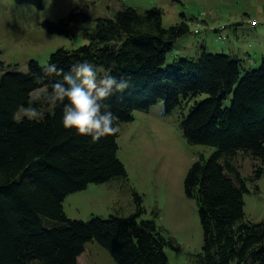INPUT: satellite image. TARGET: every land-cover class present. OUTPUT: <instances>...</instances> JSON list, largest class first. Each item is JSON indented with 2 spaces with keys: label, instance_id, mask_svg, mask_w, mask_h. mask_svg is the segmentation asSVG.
I'll return each instance as SVG.
<instances>
[{
  "label": "trees",
  "instance_id": "obj_1",
  "mask_svg": "<svg viewBox=\"0 0 264 264\" xmlns=\"http://www.w3.org/2000/svg\"><path fill=\"white\" fill-rule=\"evenodd\" d=\"M16 1L42 8V0ZM162 15L158 8L141 12L123 5L113 17L93 18L76 9L45 21L52 34L71 38L79 30L87 40L56 49L47 64L68 72L87 60L98 78L106 73L125 77L129 86L106 101L119 118L117 126L159 102L166 114L177 111L189 144L215 148L209 157L200 155L184 179L203 231L197 264H264V219L253 222L244 212L250 183L264 175V56L257 68L246 69L238 55L212 53L202 45L195 58L178 56L168 63L167 54L190 28L184 20L166 28ZM42 66L31 59L27 71L0 76V264H78L93 241L115 264H167L165 248L177 247L155 220L142 218L145 209L137 192L135 210L127 216L92 215L83 221L65 215L69 194L128 176L117 157L118 134L93 142L65 129L63 105H39L38 120L16 118L34 89L45 83L34 80ZM238 154L254 161L253 174L241 173ZM253 190L258 193L257 184Z\"/></svg>",
  "mask_w": 264,
  "mask_h": 264
},
{
  "label": "rangeland",
  "instance_id": "obj_2",
  "mask_svg": "<svg viewBox=\"0 0 264 264\" xmlns=\"http://www.w3.org/2000/svg\"><path fill=\"white\" fill-rule=\"evenodd\" d=\"M123 5L141 12L160 9L166 28L182 20L188 23L190 32L174 44L167 54L168 63L178 56L195 58L202 45L212 53L238 55L246 69L257 68L264 56V0H42V8L0 0V76L7 70L27 71L31 59L47 65L49 55L56 49L87 43L79 30L71 38L50 33L43 26L45 21H57L76 9L93 18L113 17ZM254 19L257 24L251 25L248 21ZM221 25L226 27L219 29ZM23 117L21 109L16 118ZM133 117L118 126L117 157L124 164L127 180L91 183L69 194L63 201L64 213L69 219L83 221L92 215L127 216L135 210L133 192H137L145 209L142 218L155 220L177 247L165 248L167 264H197L203 231L196 201L185 194L184 179L200 155L209 157L215 148L189 144L181 131L178 112L166 114L164 102L146 112L136 110ZM235 160L243 175L253 174L254 161L250 157L238 154ZM255 184L258 193L253 190ZM250 188L251 192L244 195V212L247 219L259 222L264 219V175L250 183ZM77 262L115 264L95 241L86 244Z\"/></svg>",
  "mask_w": 264,
  "mask_h": 264
},
{
  "label": "clouds",
  "instance_id": "obj_3",
  "mask_svg": "<svg viewBox=\"0 0 264 264\" xmlns=\"http://www.w3.org/2000/svg\"><path fill=\"white\" fill-rule=\"evenodd\" d=\"M53 76L62 79L53 80ZM34 80L45 83L34 89V96L24 108L27 119L40 118L41 104L63 105L62 125L65 129H74L78 135L91 137L93 142L120 132L115 124L119 118L106 101L129 86L125 77L106 73L98 78L94 65L83 60L73 64L68 72L55 63L44 65L42 74H36Z\"/></svg>",
  "mask_w": 264,
  "mask_h": 264
},
{
  "label": "built area",
  "instance_id": "obj_4",
  "mask_svg": "<svg viewBox=\"0 0 264 264\" xmlns=\"http://www.w3.org/2000/svg\"><path fill=\"white\" fill-rule=\"evenodd\" d=\"M205 15V13H203ZM249 23H251L252 25H255L256 24V20H249ZM200 22H198L196 25H199ZM224 25H221L219 29H224ZM195 33H198L199 31L198 30H194Z\"/></svg>",
  "mask_w": 264,
  "mask_h": 264
},
{
  "label": "crops",
  "instance_id": "obj_5",
  "mask_svg": "<svg viewBox=\"0 0 264 264\" xmlns=\"http://www.w3.org/2000/svg\"><path fill=\"white\" fill-rule=\"evenodd\" d=\"M195 18V17H194ZM192 19H193V16H192ZM205 21V20H204ZM226 27V26H225ZM213 30H215V28H213ZM227 32V31H226ZM232 44V43H231Z\"/></svg>",
  "mask_w": 264,
  "mask_h": 264
}]
</instances>
